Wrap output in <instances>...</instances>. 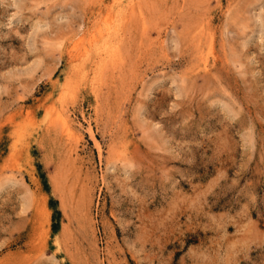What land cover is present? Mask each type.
<instances>
[{"label":"rangeland","instance_id":"374dc122","mask_svg":"<svg viewBox=\"0 0 264 264\" xmlns=\"http://www.w3.org/2000/svg\"><path fill=\"white\" fill-rule=\"evenodd\" d=\"M0 264H264V0H0Z\"/></svg>","mask_w":264,"mask_h":264},{"label":"bare ground","instance_id":"6f19581e","mask_svg":"<svg viewBox=\"0 0 264 264\" xmlns=\"http://www.w3.org/2000/svg\"><path fill=\"white\" fill-rule=\"evenodd\" d=\"M96 36V35H95ZM94 40H95V38H94ZM85 41V39L84 38H80V40H78L75 44H74V46H72L73 47V50H77V49H79L80 48V46L83 44V42ZM115 48V47H114Z\"/></svg>","mask_w":264,"mask_h":264}]
</instances>
